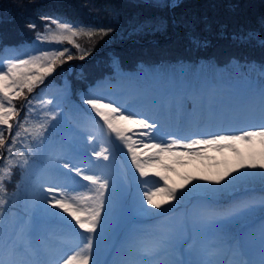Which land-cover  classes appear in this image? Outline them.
Returning <instances> with one entry per match:
<instances>
[{"label": "trees", "instance_id": "16d2710c", "mask_svg": "<svg viewBox=\"0 0 264 264\" xmlns=\"http://www.w3.org/2000/svg\"><path fill=\"white\" fill-rule=\"evenodd\" d=\"M7 7H0V61L25 59L65 47L78 55L67 41L57 44L36 40L49 21L44 17L112 31L103 38H78V43L91 49L90 54L83 60L57 64L55 71L28 94L33 112L26 127L45 120L47 127L42 136L22 132L13 150V163L18 161L19 166L12 169L11 180L4 185L3 197L8 203L0 206V257L6 260L10 240L29 244L24 236L34 215L37 221L61 220L34 201L45 196L48 176L57 179L54 173L59 169L60 155L71 156L73 139L85 137L90 131L91 122L84 119L90 114L84 100L102 97L121 105L132 99L143 108L162 106L165 110L174 98L175 103L186 98L190 109H198L201 103L207 108L221 103L231 107L230 116L244 118L256 111L264 121L258 103L264 84V46L260 43L264 40V0H183L172 15L168 8L133 0H22ZM134 16L140 22L137 26ZM52 28L55 30V25ZM248 33L251 40L237 39ZM194 38L199 45L193 43ZM22 103V99L15 101L17 108ZM52 113L55 118H48ZM19 115L23 119L25 112ZM15 131L14 124L12 133ZM4 134L10 136L6 127ZM230 183L226 178L219 188L204 187L222 195L223 186ZM251 193L220 197L215 205L221 213L230 212ZM256 193L264 198V190Z\"/></svg>", "mask_w": 264, "mask_h": 264}, {"label": "rangeland", "instance_id": "374dc122", "mask_svg": "<svg viewBox=\"0 0 264 264\" xmlns=\"http://www.w3.org/2000/svg\"><path fill=\"white\" fill-rule=\"evenodd\" d=\"M15 1L21 2L22 0H0V7L8 8L7 6ZM133 1L154 6L158 3L160 5L173 3V0ZM182 1L175 0L174 7H159L168 8L170 15H172L173 10ZM158 16L163 17L161 14ZM136 18L137 16H134L135 26L140 23ZM48 23L49 21L46 24ZM180 66L182 65H177L176 68ZM125 101L121 105L115 102L117 107L126 110L125 114L137 113L139 118L148 119L149 123L157 124V129L153 132L158 137L157 143H167L170 137L184 139L187 142L191 139H208L212 135H236L241 130L247 131L251 127L264 124V121L261 120L249 122L246 118L230 116L231 107L224 105L217 108L215 106L209 110L204 109L201 105L197 113H194L196 110L193 108V112L187 114L186 107L180 104L177 105L176 110L173 109L172 113L166 114L168 116L166 117L165 115L160 116L158 109L154 112H149L146 109L140 110L137 108V103L132 99ZM119 102H123V100L120 99ZM258 103L261 104L260 101ZM85 109L90 113L84 117L85 121L92 123L90 131L85 137L73 139L75 149H73L72 155L60 157L59 169L55 171L61 179L57 180L48 176L47 187L44 188L45 196H39L38 200L34 202L37 203V207L45 206V199L51 198L52 195L47 192V189L64 183L65 178L60 175V172L67 171L62 166L69 161L82 169H94V171H86V174L102 175L109 180V188L105 192V211L102 213L104 219L98 228V232L94 235L90 264L93 262L102 264L106 256L111 257L110 264H115L116 261L135 259L136 257L127 251V240L133 233L138 234L145 242H152L167 233L186 234L187 230L193 227L199 229L198 250L193 254H189L187 250H176L170 255V259H174L180 264L200 259L220 260L225 261L226 264H247L244 256L248 255L252 261L256 260L255 263L259 264L264 258V236L261 232V225L264 224V205L261 204V200L264 198L258 195L260 193H256L258 190H264V178L261 176L264 169L259 168V163L264 159V155H262L264 144H261L259 137H254L251 142H236L233 146L236 151L227 146L194 145L193 148L199 150V155H193L190 149L183 147L174 149L179 155V159L175 156L162 154V164L168 165V167L158 164L154 170L168 178L169 186L184 184V188H178V191L187 194L182 205L176 201H170L161 209L147 205L146 200H144L145 209L150 210L147 211L140 207L142 195L140 189L143 188V185L137 183L139 178L137 170L135 172L131 170L133 166L131 163L129 165L131 158L127 155V149L112 151L111 146L106 143L109 140L107 131L101 128L103 121L96 116L89 105H86ZM255 112L253 111L254 114L251 115L252 111L250 113L248 111L251 116L245 117L257 116ZM192 120L196 121L193 126L189 124L192 123ZM169 122L170 124H168ZM90 136L100 138L95 142L94 139L89 140ZM110 139L115 141V135L112 134ZM115 142L119 144L118 141ZM221 143L226 145L228 142ZM101 144L110 147V156L108 160L96 161L91 153L93 150L98 151ZM143 151L145 155H150L155 149ZM121 153L126 155L129 160L120 158ZM249 159L257 163V168L247 167ZM241 161L245 163V167L237 168ZM232 168L237 170L236 172H229L224 177V180L229 178L232 181V183L223 186L224 194L219 195L220 193L205 188L206 186L218 187L224 180L217 184L213 181L204 180V177H216ZM240 173H243L244 176L236 178ZM150 175L152 179L159 180V177ZM186 179H188L187 183H185ZM7 181L5 179L4 185ZM248 181L251 182L248 183ZM87 183L80 180L79 184L73 186L76 191L88 194V190L82 187ZM164 183L165 181L159 180L155 186L160 187ZM193 185L196 187L193 188ZM189 189L192 190L189 191ZM248 191L252 192L248 195V197L250 196L249 199L245 198V201L236 204L238 206L231 209L230 212L220 213L217 210L215 204L218 198L242 197ZM156 198L159 199V197ZM0 199H4L3 192H0ZM47 208H52V206L47 205ZM49 210L53 211L52 209ZM54 211L60 210L55 209ZM35 218L36 215L32 217V222L28 223V231L26 232L28 237H24L25 241L34 242L30 246H25V258L40 261L42 264H57V261L62 264V260L72 251L77 250L76 246L80 244V238L76 237L68 226V221L71 218L68 217V220H64L59 217L61 219L59 223L37 221ZM231 222H233L232 225H229ZM74 223L72 221V224ZM148 227L152 230H149ZM3 233L8 234L7 231ZM31 237L32 240H30Z\"/></svg>", "mask_w": 264, "mask_h": 264}, {"label": "snow or ice", "instance_id": "6c2138e0", "mask_svg": "<svg viewBox=\"0 0 264 264\" xmlns=\"http://www.w3.org/2000/svg\"><path fill=\"white\" fill-rule=\"evenodd\" d=\"M156 6H175V0L171 5L165 4ZM50 23L46 24L44 32H38L37 41L55 42L62 44L67 41L75 49L78 55L74 56L71 50L67 47L61 50L41 51L38 55L29 56L25 59H9L6 62L0 61V192L6 193L4 186L5 179L11 180L12 169L19 166V162L13 163L15 157L13 150L21 137L22 132H31L33 136H42L44 129L47 127V120L44 123L36 124L34 127H26L31 119L33 109L31 108L32 100L28 94H31L37 85L44 82L45 77L53 73L57 64H64L66 61L73 59L83 60L90 54L91 49H86L77 42L80 37H87L91 40L94 36L103 38L112 31L111 28H91L83 25L74 26L71 23L61 22L59 19L44 17ZM52 25H55L53 30ZM35 28V24L30 25ZM241 41L252 39V34H241L237 37ZM193 43L199 45L200 41L193 39ZM261 45L264 46V40ZM264 70V65H262ZM22 99L23 103L20 108H17L15 101ZM45 103H51L47 101ZM84 103L90 106L96 116L103 121L102 129H106L109 140L106 141L111 146V150L127 149V155L131 158V163L139 173L138 183L143 185L140 189L141 209H145L144 200L147 205H152L156 209H161L162 205L169 204L170 201L179 203L186 196V192H180L179 189L184 188V184L178 186H169L168 178L160 172L155 171V166L160 164L163 167V155L168 154L179 159V155L174 149L183 147L190 149L193 155H199V150L193 148L194 145L203 146H227L233 148L236 142L245 141L251 142L254 137H259L261 144H264V124L257 127H251L247 131H239L236 135H212L208 139H191L185 142L184 139L169 138L167 143H157V136L153 134L157 129L156 123H149L148 119L139 118L137 113L125 114L126 110L117 107L115 102H106L105 98H88ZM260 103L261 110L264 113V84L260 88ZM24 111L23 119L20 118V112ZM50 119L55 118V113L50 114ZM16 127L15 133L12 129ZM7 129L10 134L5 137L4 129ZM115 135V141H112L111 135ZM94 139L89 137V140ZM10 141V142H9ZM221 142H228L223 145ZM150 155H145L143 150H151ZM31 151V149H29ZM5 152L7 155H5ZM239 154V153H238ZM22 155V154H21ZM264 155V153H262ZM92 157L96 161L101 159L108 160L110 156V147H105L101 144L98 151L93 150ZM83 162V161H81ZM89 163H92L89 161ZM27 164V160H24ZM63 169L60 175L65 178L64 183L47 189L51 193V198L45 199V211H49L47 205L52 206L51 214L56 217H61L68 221L72 233L80 238V244L76 246L77 250L72 251L62 260V264H90V256L93 248L94 235L98 232L101 222L104 219L102 213L105 211V192L109 188V180L102 175L86 174V171H94V169H82L73 164L71 161L63 164ZM245 163L241 161L237 168H244ZM247 167L255 169L257 163L249 159ZM259 168L264 169V159L259 163ZM236 168L228 169L223 174L216 177H204V180L213 181L219 184L229 172H236ZM75 174L74 176L72 174ZM159 177V180L165 183L156 187L159 180H154L151 175ZM243 173L238 174L236 178H242ZM264 178V173H261ZM78 178V179H77ZM190 179V178H188ZM185 180V183L188 182ZM88 182L82 187L88 190V194L76 191L74 184H79V181ZM196 185H193L195 188ZM192 189H189L191 191ZM156 197H159L157 199ZM7 203L6 200L0 199V206ZM264 205V199L261 200ZM59 209L60 211H54ZM150 211V210H147ZM72 221L75 223L72 224ZM78 226V227H77ZM82 230V231H79ZM198 232L196 227L187 230L186 234L176 235L175 233H167L152 242H145L138 234L133 233L128 238V251L135 257L129 261H116L115 264H180V262L170 259V255L176 250H187L189 254L195 253L198 244ZM262 236H264V224L261 225ZM0 264H42L40 261L29 260L25 258V245L23 242L10 240L9 242V258L6 260L0 257ZM57 264H61L57 261ZM99 264V262H93ZM184 264H226L225 261L213 259L190 260ZM259 264H264V258Z\"/></svg>", "mask_w": 264, "mask_h": 264}]
</instances>
